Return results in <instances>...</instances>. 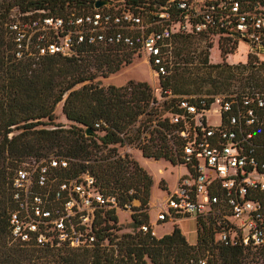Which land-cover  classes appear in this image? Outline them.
I'll return each instance as SVG.
<instances>
[{"label": "built area", "instance_id": "1", "mask_svg": "<svg viewBox=\"0 0 264 264\" xmlns=\"http://www.w3.org/2000/svg\"><path fill=\"white\" fill-rule=\"evenodd\" d=\"M27 17L10 25L18 56L28 46L35 56H73L81 44L101 45L116 58L145 57L158 79L171 71L176 35L215 36L218 44L242 40L249 51L264 53V6L242 0H107L65 18ZM175 106L147 122L138 140L144 145L161 140L184 168L166 190L156 222L187 215L211 224L221 244L264 256V137L258 133L264 125L263 93L182 96ZM68 162L52 155L15 167L9 216L14 240L91 247L96 214L105 218L107 209H120L88 171L65 177ZM141 229L157 236L152 226Z\"/></svg>", "mask_w": 264, "mask_h": 264}, {"label": "trees", "instance_id": "2", "mask_svg": "<svg viewBox=\"0 0 264 264\" xmlns=\"http://www.w3.org/2000/svg\"><path fill=\"white\" fill-rule=\"evenodd\" d=\"M242 1L264 6V0ZM94 2L0 0V264H192L203 258L209 264H245L249 253H244L241 246L214 241L211 224L196 220L200 229L194 245L187 242L177 225L160 237L143 231L142 225L151 226L145 209L152 177L128 152L120 153L117 144L122 145L125 140L135 142L145 157L179 164L172 153L163 149L161 140L162 144L158 141L153 145L138 141L147 122L159 118L163 111L174 112L182 95L199 92L205 84L213 87L209 92L228 91L235 71L240 76V92L256 90L264 96V61L249 51L244 64L233 65L224 60L209 63L207 49L200 50L194 61L188 54L181 55L176 47L171 71L159 77L160 96L169 95L160 109L145 81L128 80L120 86L93 83L97 70L107 76L121 66V61L104 46L81 44L73 56H35L32 46H28L21 56L17 55L15 31L10 28L15 20L13 8L24 17L35 14L65 18L74 12L92 10ZM30 12L31 15L26 14ZM195 37L204 38L176 35L174 42L182 46ZM228 40L218 44L223 57L237 47V41ZM60 101L62 113L74 124L40 127L54 122L55 107ZM151 102L157 104L150 106ZM88 127L93 132L86 135ZM258 133L264 137V125ZM51 155L69 160L65 177L88 171L105 194L116 197L120 209L128 205L132 210V230L119 233L116 210L109 208L105 218L99 212L96 214V241L91 247L44 246L14 240L9 222L15 207L11 192L14 169L26 157ZM134 199L140 203L133 205Z\"/></svg>", "mask_w": 264, "mask_h": 264}, {"label": "rangeland", "instance_id": "3", "mask_svg": "<svg viewBox=\"0 0 264 264\" xmlns=\"http://www.w3.org/2000/svg\"><path fill=\"white\" fill-rule=\"evenodd\" d=\"M12 16L15 20H19L22 22L23 20L27 19L28 17H24L23 14L19 13L17 8H13ZM30 12L28 15H31ZM36 17L35 14L32 15ZM181 44V43H180ZM180 44L174 42L175 48H180L181 55L188 54L190 58L194 61H197L198 52L202 49H207L208 51V62L209 63H216L222 62L223 60L226 63L233 64V65H240L247 62V54L250 50V45L245 41H238L237 47L234 52L228 53L223 57L221 55V46L218 47V38L215 36H209L208 38H192L190 42L185 43L184 45L180 46ZM211 45V47L209 46ZM177 50V49H176ZM255 53H258V50L255 49ZM257 57L264 61V53L259 52ZM121 61L120 68L113 72L107 74V76H103L101 74L102 71L97 70V76L93 79V83H96L100 86H107L109 84H113L116 86L124 85L127 83L128 80L134 81H145L147 82L153 94L157 97V101L159 103V108H164L163 101L168 99L169 96L167 94L160 96V87H159V79L157 78L154 70L152 69L150 63L147 59L143 56L136 57H124V58H117ZM128 61V62H127ZM94 70V68H92ZM246 72V71H245ZM214 73V72H213ZM235 76L232 78L231 86L228 91H223L219 93L209 92L213 91V87L210 84H205L200 88L199 92L186 94L182 96H207V95H216V94H230L234 91H238V81L239 73L237 71L234 72ZM62 102L60 101L55 107V119L52 124L41 125L40 127H53L57 123L63 124L64 127H71L74 122L69 121L66 119L64 114L62 113L61 106ZM166 111H163L162 114H165ZM214 115V114H213ZM212 116V115H211ZM213 117V116H212ZM213 119V118H212ZM136 148L139 149L134 143H130L128 141H124L122 145L117 144V149L121 153L122 151L126 152V149ZM52 156V155H51ZM36 158L34 156H29L24 158L22 161ZM142 159V158H141ZM144 161V159H142ZM142 165L144 166L145 170L148 174L153 177V183L151 186L148 207L145 209L149 215V224L153 226L157 237L162 236L163 234L169 233L172 229L173 225H177L182 234L185 236L186 240L190 244L197 243V233L200 229L199 222L195 219L183 215L176 219L168 218L165 221H158L156 222V215L160 209L161 201L166 194L167 189H172L175 186L177 175L179 172H184V168L179 166V164L173 165L170 161L165 160L164 158L154 159L150 157L146 159ZM180 169V170H179ZM159 181V182H158ZM133 205H138L140 202L137 199L133 200ZM131 209H120L117 213L118 216V225L121 227V230H118L119 233L123 231H131L132 230V219H131ZM214 241H217L216 235H214ZM264 256H255L252 257L250 254L246 258L245 264H262ZM206 259V258H203Z\"/></svg>", "mask_w": 264, "mask_h": 264}, {"label": "crops", "instance_id": "4", "mask_svg": "<svg viewBox=\"0 0 264 264\" xmlns=\"http://www.w3.org/2000/svg\"><path fill=\"white\" fill-rule=\"evenodd\" d=\"M126 151H128V153L138 162V164L145 170L144 166L142 165V163L146 160V159H149V157H145L141 150L139 149H136V148H133V149H126ZM125 151H122L121 153L123 154ZM144 159V161L142 159ZM181 168V167H180ZM180 170V169H179ZM147 172V171H146ZM152 181H153V177H152ZM159 182V181H158ZM153 183V182H152ZM120 209H117V212L119 211ZM153 227V226H152ZM149 264H152V263H149Z\"/></svg>", "mask_w": 264, "mask_h": 264}, {"label": "water", "instance_id": "5", "mask_svg": "<svg viewBox=\"0 0 264 264\" xmlns=\"http://www.w3.org/2000/svg\"><path fill=\"white\" fill-rule=\"evenodd\" d=\"M106 3H107V0H97L95 1L94 6L96 8H99L101 5L106 4ZM260 50L262 51L263 49H260ZM91 132H93L92 128L90 127L86 128V131H85L86 135H89Z\"/></svg>", "mask_w": 264, "mask_h": 264}]
</instances>
